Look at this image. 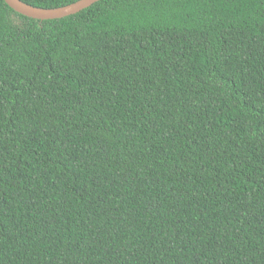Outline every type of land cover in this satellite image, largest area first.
Wrapping results in <instances>:
<instances>
[{
  "label": "trees",
  "instance_id": "16d2710c",
  "mask_svg": "<svg viewBox=\"0 0 264 264\" xmlns=\"http://www.w3.org/2000/svg\"><path fill=\"white\" fill-rule=\"evenodd\" d=\"M0 264H264V0H0Z\"/></svg>",
  "mask_w": 264,
  "mask_h": 264
},
{
  "label": "water",
  "instance_id": "95a60500",
  "mask_svg": "<svg viewBox=\"0 0 264 264\" xmlns=\"http://www.w3.org/2000/svg\"><path fill=\"white\" fill-rule=\"evenodd\" d=\"M16 12L23 15L45 20L63 18L90 7L99 0H76L58 7H40L24 2L23 0H4Z\"/></svg>",
  "mask_w": 264,
  "mask_h": 264
}]
</instances>
